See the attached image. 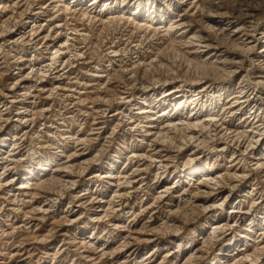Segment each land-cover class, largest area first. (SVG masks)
<instances>
[{
  "label": "bare ground",
  "instance_id": "obj_1",
  "mask_svg": "<svg viewBox=\"0 0 264 264\" xmlns=\"http://www.w3.org/2000/svg\"><path fill=\"white\" fill-rule=\"evenodd\" d=\"M58 1L60 2L63 0H0V77L2 78V76L5 75L4 71L6 70L8 61L7 56L9 55L15 60L13 64L16 66L17 70L14 72L16 76H11L14 82H11L12 85L9 87L10 89L4 92L5 94L3 93V99L0 100V191H4L5 188H8L9 192L7 195L18 196L19 194L23 196V201L30 204V202L36 199L37 195L40 194L37 189L40 190L43 187L40 185V182H38L40 178H36V176L45 170L47 171V167L44 166L46 165L45 163L43 165L40 163L39 166L37 165L38 167H29L27 171L24 170L25 173H20L22 178L21 183L15 185V174L17 172H15L14 169L17 164L22 163V153L18 151V147L20 146H17V143L14 142L15 137L17 138V133L14 132L16 129L22 127L23 123L29 120L25 118L22 113L23 111H20L19 107L18 111L16 110L18 113L15 115V118H11L4 108L11 104H21L22 98L20 97L23 94L22 92L20 93V91L19 93L16 91L18 86L23 91H30V89L34 87L31 85L34 82L31 83L32 81L25 76L27 73L24 76L21 75L22 71L25 70V60H29L32 63L33 59L39 60L44 57L45 59L38 64H45L44 66L48 68V71H51L49 80L67 79L70 71L69 66L72 64L70 65L68 60L62 61L60 56L64 54V50L69 46L67 39H71V33H76L74 32L76 31L75 27V29L72 28L71 32H68V25L71 24L70 22L72 21H79L91 28L92 26H101L104 29L112 24H123L131 31L133 28L145 31V33L147 31L155 33L175 31V37L178 38L180 42L184 39V47L182 48L183 53L187 54V56L190 55L192 60L194 58L199 59V67L201 68V73L199 75L188 78L189 76L183 68L184 66L182 67V65H180L182 63L176 66V64L169 61L170 63H161V65H165L167 68L166 72L162 74L164 79L158 80L157 78L156 80L154 76L147 77L145 76L146 74H144L146 70L145 66L149 67L154 60L151 62L146 60L147 63H143L144 60H141L143 61L141 63L139 62L140 58L136 61H132L129 64L130 68L127 64V66L124 67L116 63L122 72H132L130 73L132 74V81L130 85L124 84L125 86L122 85L121 89H113V92H111L112 88H109L107 81L113 73L109 72V70L114 67L102 70L99 65L95 66L94 69H97L96 71H101L103 73L95 72V75L93 73L98 83L95 85L93 84L94 86L88 84L91 86V89L94 90L85 96L84 101L96 102L97 100V103L98 101L100 103H102V101L111 103L112 100H115L116 103L119 104L115 112L107 115L105 113L107 112L105 108L101 112L111 117L112 120H116L118 116H120L119 119L125 116L128 126L127 129L131 136L134 137L135 143H126L127 145L124 146L125 149L129 151V156L120 168H118V163H120L121 155L116 154L117 156H115L114 159L108 161L110 167L108 171H104V167L106 166L104 163L107 161H102L99 169L92 177L99 178L102 181L108 180V186L116 187V190H113L114 194L112 193L114 198L105 199V197L102 196L103 199H99L93 193L89 194L88 192L78 194L77 196L74 194L76 196L74 203L76 202V207L78 209L71 208V206L63 208L61 215L58 216L61 221L59 225L57 224L58 221L55 225H58L62 228L61 230H63L65 229L64 227L69 224L79 223L81 219L80 208L87 204L95 209L94 216L91 220L93 222L92 225L97 224L99 226L100 221L105 217L107 218L108 209H112L111 213L113 214L109 216L112 219L109 221L114 223H107L113 225L115 229L118 230L119 234L117 235L121 238V243L118 245L119 247L117 246L116 248L114 247L115 249L111 248L112 250H110V242L107 244L105 240V243L101 244L99 252L95 251V255L93 254L94 256H92V253L88 251L89 254L87 257L89 260H92V262L94 261L96 264H101V258L109 256L113 264H122L123 260L117 255V252H122L120 248H124L123 251H128L132 247V242L139 245L153 242V233L157 227L147 223L145 227L141 226V228H136L135 225H132V221H134L135 216L139 213V210L138 213L136 210L137 206H132L128 211L123 212L121 216H128L126 218L129 220L127 224L123 223L121 217H117L120 215H116L118 211L121 210L119 206H121L123 200L126 201L130 199L131 195L137 194L139 201L138 204H136L138 206L141 204H144V206L147 205L145 209L143 208L145 211L151 207L149 206L150 202H145L140 195V193L144 191L146 174L155 171L153 172V179L156 180L159 186V190H157L155 197L159 200L167 198V195H169L173 188L171 183L167 182V177L176 174L174 182H183L185 186H183L182 191L170 196L169 200L181 201L188 195L189 199L186 198V200H188V202L190 200L191 204L189 203V205H191L192 212L202 213L204 216L217 217L216 211H218V208L224 206L225 202L230 199V193H225L227 188L230 189L229 192L243 188L242 192L237 194V197L234 199L235 201H233L231 207L227 210V215L229 217H217L218 219L215 220L216 222L210 225L209 232L212 233V235L216 234V236L217 234L229 236L231 241L230 246H235V250L233 249L232 252L220 251V255H225L227 258V262L223 261L221 264H244L246 262H249V264H261L258 257L260 254H264V192H260L261 182L259 181L251 183L250 186L246 185V183H248L249 179L254 175L261 176L264 182V0H252L244 5L238 6L227 5L220 0H179L177 2H174L176 0H154L150 5H142L140 0H135V3H137V5H135V11L129 15H127L126 12L132 6L130 5L132 0H121V5H116L117 0H113V2L106 0L102 4L99 3L101 0H93L89 5H79L77 8H73L72 4L76 2L80 4V1H82L74 0L72 4L57 5L64 9L63 12L68 14L67 16H63V12L55 15V13L62 10L61 8L54 13L51 12V5L56 4L55 2ZM113 3H115V5H112ZM170 7L178 10L177 15L171 18L169 23L164 26L157 27L154 25V21H156L157 18L161 20L163 18L162 21L166 19V16L164 17V11L168 10ZM143 8H145V10H143ZM146 12H149L147 20L140 19ZM196 18L198 19L196 20ZM198 20L201 21L202 28L196 30L195 22ZM161 27H165V29L160 30ZM79 31L80 30H77V33ZM179 45L181 46L182 44ZM258 45L260 46L258 47ZM28 52L31 54V58L27 57L26 59L25 55H27ZM118 52L119 51L115 49L110 50L108 54L109 59H113L114 56L118 55ZM206 53H208V55L204 57ZM113 63H115V61ZM174 68H176V71ZM113 71L114 73L117 72L116 68ZM138 72H143L144 75L139 76ZM118 75H115L116 78H118ZM121 75H124V73ZM75 76L77 77V75ZM112 76L114 77V75ZM125 79H127L126 76ZM234 80H236L235 84ZM65 81L64 79V82ZM59 85L50 89V95L53 93L51 90L61 89L67 92L63 94L65 97H73V94H68L69 91H73L70 90V84L68 85L65 83L63 86ZM99 85L100 87L103 86L105 89H100ZM37 90H40V88ZM109 91L112 95L108 97ZM79 93L83 94L88 92L82 91ZM77 99L78 101H83L78 95ZM75 102H77V100ZM69 103L71 104V102ZM89 108L92 110L90 111L88 109L89 113H87V115H92V112H94L96 108L98 110L100 107L94 103L93 106ZM25 110L27 109L25 108ZM42 111H40L41 114ZM101 112L100 114H102ZM84 113L83 110L82 114L84 115ZM121 114L124 116L122 117ZM35 119L36 118H34V121ZM99 122H95L93 124L95 128L90 129V131L95 130V133H100L103 126L101 127V125L97 124ZM31 123L33 124V122ZM124 124L126 127V123ZM13 129H15V131L11 135V130ZM68 132L58 133L54 130V133L49 132L48 135L51 137H60L61 140H64V142L62 141L63 143L60 142V144L63 146H70L75 150L72 155H66L67 157L63 153L66 150H60L59 152L61 153L58 155H64L68 159L65 161H62L64 160L62 159V162L58 163L57 168L54 169L55 172H63L64 174L72 170L69 171V173L73 174L74 169H83L84 171L86 165L89 166L91 163L93 164L97 159H95V155L91 157L87 156L91 151L82 152L84 148H78L85 140L89 141L93 139L89 137L92 132H88V135L85 137L81 136L82 134L80 133L70 134ZM39 134L38 136L41 137V134ZM86 137L90 139L87 140ZM103 137L106 139L105 136ZM185 157L187 160L193 161V164H183L180 166L181 169L179 174L177 169L172 172L171 167H173V160L177 158L184 159ZM71 161L74 162L69 163ZM71 174L63 175L67 178L65 182H78L79 180H75L77 179L75 178L77 175L71 176ZM76 174H78V172ZM42 175H44V173ZM31 179H35L36 182H30ZM43 181L45 184L48 179L46 180L45 178ZM39 186L42 187L39 189ZM42 189L44 190L45 188ZM116 199L122 203L118 204L117 202L119 201H116ZM47 200H49V197ZM4 203L5 202H3V204ZM3 204L1 202L2 206ZM10 205L11 204H9V207H11ZM47 205L48 203L44 204L42 207H40V205V208H38V206L32 207L31 205L30 209L27 205L25 208L27 207L28 210L24 213L26 215L30 213L31 215L33 214L32 217L29 216L32 219H42L48 211L46 208L48 207ZM167 205L170 207L169 213L173 214L176 209H172V205L175 204L167 202ZM176 206L177 205H175V208ZM177 208H179V206ZM141 211L140 209V213ZM257 213H261V215ZM240 217L245 219V227H241V225L238 224L236 219ZM27 220L26 222H28ZM8 225H12V223ZM14 225L15 224H13V226ZM19 225H21V223ZM37 225L38 224H36V227ZM175 228H177V226ZM35 229L37 230L38 228ZM254 230H256L255 233ZM6 231L4 230V232ZM93 231L95 230H92V235L89 234L80 239L82 240L81 244L86 246L89 245L90 247L97 241L98 235H94ZM49 233L51 232L49 231ZM210 233L208 234L210 235ZM32 234L30 232V235ZM38 236L40 235L35 234V238ZM42 236H44L43 233L41 234V237ZM41 237H38V239ZM27 238L29 239L31 236ZM114 238L117 237L115 236ZM4 241H6V239ZM173 242L174 241L171 240V243ZM239 242L242 244L238 246ZM3 245L5 244L3 243ZM13 245L12 247L6 245V247L1 246L0 264H12V260L15 258L21 259H18L14 264H25L22 262H26L27 259H30L31 255H33L25 246H20L22 244ZM178 245L179 249L176 251L180 252L183 246L180 244ZM189 245L194 246L191 254H197L203 249L201 244L199 245L194 239H192ZM86 248L91 250L88 247ZM50 249L51 248H48V250ZM167 252V256L172 255V251L169 250ZM47 254L51 255L52 253L47 252ZM154 255L155 250L150 251L146 253L139 262L141 264H151ZM136 262L138 263V261ZM211 264L217 263L213 261Z\"/></svg>",
  "mask_w": 264,
  "mask_h": 264
},
{
  "label": "rangeland",
  "instance_id": "obj_2",
  "mask_svg": "<svg viewBox=\"0 0 264 264\" xmlns=\"http://www.w3.org/2000/svg\"><path fill=\"white\" fill-rule=\"evenodd\" d=\"M91 1H93V0H82V1H80L81 2L80 4L78 2L72 4V2H74V0H63L60 2L58 1L59 3L55 2L56 3V4H54L55 7H54V5H51V7H52L51 12L54 13L59 8H61L62 9L61 11H58L57 13H55V15H58L59 13L64 11V9L61 6H57V5L72 4L73 8H77L79 5H81V6L82 5H89V3ZM104 1H106V0H101L99 3L102 4ZM111 1L113 2V0H110V2ZM140 1L142 2V5H150L154 0H140ZM177 1H179V0H176L174 2H177ZM220 1L223 2L224 4H227V5L238 6V5H244L247 2H251L252 0H220ZM120 2H121V0H117L116 5H121ZM156 3H158V2H156ZM112 5H115V3H113ZM130 5H132V6L126 12L127 15H129L135 11V5H137V3H135V0H132ZM53 7H54V9H53ZM143 10H145V8H143ZM177 13H178V10H175L172 7H170L168 10L164 11V17L166 16V19L164 21H162L163 18L160 16L162 18V20L157 18L156 21H154V25H156L157 27H160L162 25L164 26L165 24L169 23V20L171 18L175 17L177 15ZM67 15L68 14L63 12V16H67ZM147 16H149V12L144 13V16L140 17V19H146L147 20V18H148ZM198 18H196V20ZM161 22H162V24H161ZM70 23L71 24L68 25V29H69L68 32H71L72 28L75 27L76 31H74V32H76V33L75 34L71 33V35H70L71 39L66 38L69 46L66 50H64L65 51L64 54L60 56L61 57L60 59L62 61L68 60V63L70 65L72 64L71 66H69L70 71H69V75L67 76V79L62 78V79L49 80V77L51 76V71L50 70L48 71V68H46L44 66L45 64L39 65L45 59L44 57L40 58L39 60L33 59L32 63L29 60H25L24 61L25 70L22 71L21 75L24 76L27 73L25 76L28 77V79L32 81L31 83L34 82L33 84H31L34 87L32 89H30V91L29 90L23 91L18 86L16 91L18 93L20 91V93L22 92V94H23L20 97V98H22V101L20 102L21 104H11L10 106H7L6 108H4L5 111L8 112V115H10L11 118H15V115L18 113V112H16V110L18 111V109L20 108V111H23L22 113L25 116V118L29 120L26 123H23V126L16 129V131H15V129L11 130V135L13 134L14 131H15L14 133H17L16 134L17 138L15 137L14 142L17 143V146H20V147H18L19 148L18 151L22 153V155H21L22 163L17 164L15 169H14V171L17 172L16 173L17 175L15 174V185H18L19 183H21L22 178H21L20 173H23V172L25 173L24 170L27 171L28 170L27 168L38 167L40 165V163H41V165H43L45 163L46 165H44V166L47 167V171L45 170L44 172H42L36 176V178H40V181H38V182H40V185L43 186V187L39 186L38 188L39 189L41 187L45 188L44 190L46 192L42 188L40 190L37 189V191H39L40 194L37 195L36 199L32 200V202H30V204L23 201L22 200L23 196H21L19 194H18V196L17 195L16 196L7 195L9 192L8 188H5L6 190L4 189V191H0V198H1L0 199V236L1 235L3 236V237L2 236L0 237V240H1L0 241V249L5 245L12 247L13 244H14L13 246L18 245V244H22L20 246H25L33 254V255H31L30 259H27L26 262H22L25 264H87V263L88 264H96L94 261L92 262V260H89V258L87 257V255L89 254L88 251H90L92 253V256H94L95 255L94 252L95 251L99 252V248H100L101 244L105 243V240H106L107 244H109V242H110V250L115 249L121 243V238H119V235H117V234H119L118 230L115 229V227L113 225L108 224L112 219L109 216L113 214V213H111L112 209H110V208L108 209L109 211H107L108 214L106 213L108 215L107 218L106 217L103 218L104 220L102 219V221H100L99 226L97 224L92 225L93 222L91 220H92V217L94 216V213H95L94 210L95 209H93V207L91 205H87V204H85L84 207L80 208V211H81V214H80L81 217L80 218L81 219H80L79 223H72V224L68 223L69 225L64 227L65 229H63V230H61L62 228L58 226L60 221H61L58 216L61 215V211L63 208H66V206H71V208L78 209L76 207V202L74 203V200H76L75 198L78 194H83L85 192H88L89 194L93 193L99 199L102 198V196L105 197V199H113L114 198L113 194H114V191L116 190V187L108 186V183H107L108 180L102 181L99 178H92V177H93L94 173L99 169L102 161H107L104 163V165H106L104 167L105 168L104 171H108L110 168L108 165V161H110L111 159H114L115 156H117V155H121L120 163H118V168H120L121 165L124 164V162L126 161V159L129 156L128 155L129 151H127L124 146L127 145L126 143H128V144L135 143L134 137L131 136V134L129 133V130L127 129V127H128L127 126V120H126V117L124 115L121 114V116L122 117L124 116V117L119 119L120 116H118L116 120H112L111 117L106 116V114L108 115V114H112L113 112H115V109H117L119 107L118 106L119 104H117L115 100H112L113 102L111 101V103L107 102L108 104L106 102H103V101H102L103 104L100 103L99 101L97 103V100H96V102H89L87 100L84 101L85 96L94 90V89H91V86H94L96 83H98L97 78H94L93 73L95 75L96 74L95 72L100 73L101 71H96L97 69H94L95 66L99 65L102 70L108 69L110 67L111 68L114 67L113 69L109 70V72H111V73L112 72L114 73L113 70H115V68H116L117 72H115L114 74L112 73L110 75L111 77L107 81L109 88H112L111 92H113L112 91L113 89H115V90L121 89L122 85H124V84L130 85L131 81H132L131 80L132 74H130L132 72H129V73L128 72H122V70L119 69L118 64H120L121 66H124V67L128 65V67L130 68L129 64L132 61H136L140 58L141 59L139 62H141V63L143 62L141 60H144L143 63H147L146 60H148L150 62L152 60H154L153 63L149 67L145 66L146 70H145L144 74H146L145 76H147V77L154 76L156 80H157V78H158V80L164 79L163 78L164 76L162 74L166 72L167 68L165 65H161V63H167V62L168 63L172 62V63L176 64V66H178L180 63H182L180 65H182V67L184 66L183 68L185 69L186 73L188 74V76H189L188 78L199 75L201 73V71H200L201 68L199 67L200 66L199 59L194 58L192 60V57L190 55L187 56V54L183 53L182 48L184 47V41H183L184 39L182 40V42H180V40L175 37V35H176L175 31L174 32H167V33H165V32L155 33L152 31H147L145 33V31H141V30H137V29H133V28L131 31V30H129V28L126 25H123V24H112L109 27L107 26L103 29L101 26H92V28H91L90 26L88 27V25H84L79 21H72ZM220 25H222V24H220ZM195 26H196V28H195L196 30L197 29L199 30L200 28H202L201 21H199V20L196 21ZM164 29H165V27L160 28V30H164ZM77 30H80V31L77 33ZM85 31H87V32H85ZM149 32H150V34H149ZM131 36H132V38H131ZM179 44H182V45L180 46ZM259 46L260 45H258V47ZM113 49L118 50L119 52L117 53L118 55L114 56V58L112 57L114 60L113 59L110 60L108 54H109V51L113 50ZM77 50H78V52H77ZM77 53H79V54H77ZM29 54L30 53L28 52V54L25 55L26 59H27V57L31 58V54L30 55ZM206 55H208V53L204 54V57ZM190 57H191V59H190ZM12 58L13 57L11 55L7 56L8 61H7L6 70L4 71L5 75H3L2 78L0 77V100L3 99V95L5 94L4 92H7V90L10 89L9 87H11V85H12L11 82H14V79L12 77L16 76L14 72H16L17 70H16V66L13 64L15 60ZM32 58H34V57H32ZM66 58H68V59H66ZM85 58H86V60H85ZM197 60H198V62H197ZM112 61L113 62L115 61V63H113ZM111 62H112V64H111ZM116 63H118V64H116ZM143 70H144V68H143ZM174 70L176 71V68H174ZM28 71H30V72H28ZM101 73H103V72H101ZM123 73H124V75H121ZM118 74H120V75H118ZM144 74H143V72H140V73L138 72L139 76H143ZM33 75H35V76H33ZM75 75H77V77ZM112 75H114L115 78ZM115 75L116 76L118 75V78H116ZM160 75H162V76H160ZM32 76H33V78H32ZM125 76L127 79H125ZM64 79L66 80L65 82H64ZM8 80H9V82H8ZM89 80H90V82H89ZM72 81H74V82H72ZM87 81H88V83H87ZM41 82H43V83H41ZM107 82H106V84H107ZM124 82H128V83H124ZM65 83L68 85L69 84L71 85L70 90H73V91H69L68 94H73V97H71V98H68L69 96L65 97L63 94L66 91L61 90V89L60 90L57 89L58 91L57 90H51L53 93L51 92L52 94L50 95V89L55 88V86H58L59 84L61 86H63V84H65ZM235 83H236V80H234V84ZM7 84L10 86H8ZM88 84H90L91 86ZM46 86H48V87H46ZM99 87H100V85H99ZM39 88H40V90H37ZM85 89H87V90H85ZM100 89L104 90L105 88H103V86H102V87H100ZM33 91H34V93H33ZM82 91H85L88 93H83V94L79 93ZM70 92H72V93H70ZM111 92L108 94V97L112 95ZM77 95L83 101H80V100L78 101ZM75 99L77 100V102H75L76 101ZM69 102H71V104ZM32 103H33V105H32ZM94 103H95V105L97 104V106H99L100 108L98 110L96 108L95 111L92 112V115H87V113H89L88 109L90 111L92 110L89 107L93 106ZM24 107L27 110H25ZM104 108H105V110H107V112H105L106 113L105 115L103 112H101L102 110H104ZM42 109H43V111H42ZM76 109H78V110H76ZM80 109L84 110V112H85L84 115L82 114L83 110L81 111ZM40 111H42V114ZM100 112L102 114H100ZM124 112H126V111H124ZM31 114H33V115H31ZM67 114H69V115H67ZM57 115H59V116H57ZM31 116H32V118H31ZM54 116L56 119L54 118ZM34 118H36L35 121H34ZM97 118L100 120H98ZM82 119H83V121H82ZM119 121H121V122H119ZM31 122H33V124ZM95 122H99L97 124L101 125V127L103 126L100 133H95L94 132L95 130L90 131V129L95 128L94 127L95 125H93ZM28 123L29 124L31 123V124L29 125ZM50 123H51V125H50ZM52 123H54V124H52ZM124 123H126V127H125ZM67 124H69V125H67ZM24 128H25V130H24ZM40 129H42V130H40ZM54 130L57 131L58 133L66 132V131L67 132L69 131L68 133H70V134L71 133H74V134L80 133V134H82L81 136H84V137L86 135H88L87 134L88 132H92L91 136H89V137L93 138V139L89 140V141L85 140L83 143H81V145H83V146L79 145L78 148H81V149L84 148L82 150V152H90L91 151L90 154L87 156L91 157V156L95 155L96 156L95 159H97V160L95 162H93V164L91 163L89 166L86 165L84 168L85 169L84 171H83V169L82 170L74 169L75 171L73 170V174L69 173V171H72V170H69L68 172L65 173L68 175L71 174V176L77 175V177H75L77 179H75V180H79L78 182L67 183V182H65L67 178H65V176H63V175H65L63 172L59 173V172L54 171V169L57 168L58 163H61L62 161L67 160L68 158H66V157L68 155L69 156L72 155L73 152L75 151L70 146H63L62 144H60V142L61 143L64 142V140L63 139L61 140L60 137H56V136L51 137L48 135L49 132L54 133ZM84 132H86V133H84ZM105 132H106V134H105ZM24 134H25V136H24ZM38 134L41 137H39ZM94 135H95V137H94ZM22 136H23V138H22ZM103 136H105L106 139ZM42 138H44V139H42ZM86 138H87V140L90 139L88 137H86ZM62 149L66 150L65 152H63L65 154V156L67 155L66 157L64 155L63 156L58 155L61 153L59 151ZM67 151H68V153H67ZM115 151H116V153H115ZM34 157H36L37 159ZM188 158H190V157H188ZM62 159H64V160H62ZM186 160H187L186 157L184 159L183 158L174 159L172 162L173 167H171V171L173 172L177 169L178 174H179V171L181 169L180 166H182L183 164L184 165L185 164H189V165L193 164L192 163L193 161H191V160L186 161ZM72 162H74V161H71L69 163H72ZM77 172L80 175L76 174ZM153 172H155V171H153ZM153 172L146 174V180H145L146 184L144 186V191L142 193H140V195L142 196V198L144 199L145 202H147V201H148V203L150 202L149 203V206H151L150 208H148L144 211V209L147 205L146 206H144V204H141L139 206L137 205L138 201H139L137 194H133V196L131 195L130 199H128L126 201L123 200V203L120 202L118 199H116V201H119V202H117L118 204L122 203L121 206H119V208L121 210H119L116 215H120L117 217H121V220L123 223L127 224L129 221L126 218L128 216H124V217L121 216L123 214V212L128 211L129 208L132 206H137L136 210H137V213L139 210V213L136 215L137 217L135 216L134 221H132V225H135L136 228H141V226L145 227V225H147V224H150V225L157 227L155 232L153 233V240H154L153 242L148 243V244H144V245H139L135 242H132V247L128 251H126V250L123 251L124 248H120L122 250V252H120V253L117 252V255H118V257H120L123 260L122 264H141L139 261L142 259V257L146 253L153 251V250H155V255L152 259L151 264H154V263L155 264H211L213 261H215L217 264H221V262L226 261L227 258L225 257V255L224 256L220 255V251H224V252H230L231 251L232 252V250L235 248V246H230L231 241H230L229 236H224L221 234H217V236H216V234L212 235V233L209 232V227L211 224L216 222L215 220L218 219L217 217H219V216L227 217L228 216L227 210L231 207V204L233 203V201H235L234 199L237 197V194L242 192L243 188H241L240 190L235 189L231 192H229L230 189L227 188L225 190V193L226 194L230 193V195L232 197L230 196L229 201L225 202L224 206L218 208V211H216L217 217L204 216L202 213L192 212L193 210L191 209V205H189V203L191 204V202H190V200H189V202H188V200H186V198L189 199L188 195H186L187 197L185 196L184 199H182L181 201H179V200L170 201L169 200L170 196H173L176 193L182 191L183 186H185V183H183V182H174V179H176V174H174L172 176H168L166 179L167 182L171 183V185L173 186L169 195H167V198H165V199L162 198L160 200L157 199L155 197V195H156L157 190H159V186L156 183V180L153 179L154 178ZM43 173H44V175H42ZM43 178L44 179L46 178V180L48 179V181H46L47 183L45 182V184H44ZM89 180H90V182H89ZM256 181L261 182L260 183V192L261 191L264 192V182H263V179L261 176H258V175L252 176V178L249 179V181H248V183H246V185L250 186L251 183L256 182ZM30 182L33 183V182H36V180L31 179ZM67 184H69L70 186ZM71 184H72V186H71ZM45 186H47V187H45ZM50 191H53V192H50ZM54 192H55V194H54ZM145 192H146V195H145ZM110 194H112V195H110ZM47 196L49 197V200H47L48 199ZM51 197H53V198H51ZM14 199H15V201H14ZM167 200H169V201H167ZM183 201H184V203H183ZM1 202H2V204H3V202H5L3 204V206L1 205ZM167 202L168 203L171 202V203L177 205L176 208H175V205H172V209L173 208L176 209V211L173 214L169 213L170 207L167 205ZM47 203H48V205H47L48 207H46V208L48 211L45 214V216H47V217L44 216L45 218L42 217V219L36 220V219L30 218L33 216V214L31 215V213H30V214L26 215L24 213L26 210H28V208L29 209L31 208V205H32V207L38 206V208H40L44 204H47ZM9 204H11L10 206L12 208L9 207ZM25 206H27L28 208L27 207L25 208ZM178 206H179V208H177ZM16 209H17V212H16ZM140 209L143 212L141 211V213H140ZM168 214L171 216H169ZM257 214L261 215V213H257ZM52 217H54V218H52ZM22 219H24V220H22ZM26 220L28 222H26ZM236 220H237L238 224L241 225V227H245V225H244L246 223L245 219L240 217L239 219H236ZM14 221H16V222H14ZM57 221H58V223H57ZM165 221H167V222H165ZM6 222L8 224L12 223V225H8ZM29 222H30V224H29ZM20 223L22 226L19 225ZM27 223H28V225H27ZM35 223L38 224L37 227H36ZM56 223L58 225H55ZM110 223H114V222H110ZM13 224H15L14 225L15 227L13 226ZM176 226H177V228H175ZM4 227H5V229H4ZM55 227H57V228H55ZM14 228H17V229H14ZM35 228H38V229L36 230ZM32 229H33V231H32ZM48 229L51 233H49ZM1 230H2V233H1ZM4 230L5 231L7 230V231L4 232ZM92 230H95V231H93L94 235H98L97 241L92 245L94 247H92V246L89 247V245L86 246L84 244H81L82 240H80V239L83 237H86L89 234L92 235ZM255 231L256 230H254V233H255ZM20 232H21V234H20ZM27 232H28V234H27ZM30 232H31V234L32 233L33 234L30 235ZM5 233L6 234L8 233L9 235L7 234V236H6ZM42 233L45 237L44 236L41 237ZM208 233H210V235ZM35 234L40 235L38 237H41V238H39V239H38V237L35 238ZM46 235H48V236H46ZM28 236L29 237L31 236V238H34V239H31V238L28 239L27 238ZM115 236L117 238H114ZM2 238H5L6 241H4L5 239H2ZM35 239L36 240L38 239V240L36 241ZM192 239H194L196 242H198L199 245L201 244V246L203 248L201 252H199L197 254H191V251L194 248V246H192V245L190 246L189 244H191ZM171 240H173L174 242L171 243ZM7 242H8V244H7ZM3 243L5 245H3ZM32 243H33V245H32ZM202 243H204V244H202ZM178 244L183 246L180 252L176 251L177 249H179ZM241 244L242 243L239 242L238 246ZM61 245H63V246H61ZM85 246L88 247L89 249H91L92 251L88 250ZM61 247H62V249H61ZM48 248H51V249L48 250ZM33 250H34V252H33ZM169 250L172 251V255L167 256L166 254L168 253L167 251H169ZM47 252H50L52 254L48 255ZM187 255L188 256L191 255V256L188 257ZM258 258L260 259L261 264H264V254H260ZM18 259H21V258H15L14 260H12V264H14V262L16 263ZM136 261H138V263ZM107 263L113 264L112 260L109 256L101 258V264H107ZM244 264H249V262H246Z\"/></svg>",
  "mask_w": 264,
  "mask_h": 264
}]
</instances>
